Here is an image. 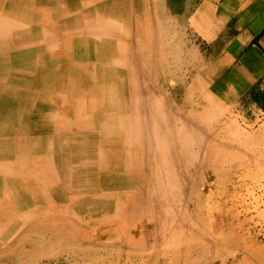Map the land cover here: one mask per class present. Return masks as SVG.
<instances>
[{
    "label": "bare ground",
    "instance_id": "bare-ground-1",
    "mask_svg": "<svg viewBox=\"0 0 264 264\" xmlns=\"http://www.w3.org/2000/svg\"><path fill=\"white\" fill-rule=\"evenodd\" d=\"M113 1L136 8L141 5L145 10L144 1ZM36 4L42 8L34 10ZM6 7L0 12V63L8 57L17 59L20 53L36 58V52L48 68L50 63L52 68L60 63L63 69L72 65L90 71L78 81L79 89L88 92L87 109L92 112L89 117L81 115L82 103L77 100V130L58 146H51L50 139L41 135L50 131L57 105L66 104L64 95L52 98L54 109L42 102L46 99L40 92V104L29 96V133L0 126V221H5L4 226L0 224V239L8 240L5 247L20 249V237L31 233L36 241V232L45 231L54 245L75 250L73 255L80 259L103 252L106 260L116 264H196L203 260L232 264L233 258L225 257L229 249L234 251L229 256H235L249 244L232 206H227L235 199V192L227 188L229 175L214 182L218 173L213 168L226 165L234 169L238 164L220 157L222 152L213 150L206 138L209 130L215 129L212 134L217 136L222 129H216L213 114L201 108L198 114L178 110L181 105L171 95L172 73L164 70L165 64L176 59L177 51L162 52L163 61L148 66L145 51L150 36L144 23L134 24L138 73L127 60L131 51L126 44L131 37L128 14L118 23L93 8L89 0H7ZM14 69L12 80L20 76L25 83L32 80L34 66L27 72ZM1 81L0 108L4 109L2 94L7 90ZM47 87L43 86L46 92ZM94 87L103 90L98 103L90 94ZM54 129L51 139L58 141L59 131ZM224 134L233 140L239 136L233 128ZM65 149L73 164L69 172L61 155ZM53 163L61 167V178L54 176L58 171L51 169ZM26 167L33 172L21 181L12 178L20 176L12 173L13 168L22 172ZM58 183L67 184L57 188ZM18 196L25 197L23 204H6L16 202ZM16 216L30 220L22 218L24 227ZM200 230L203 236L198 239ZM252 256L250 252L246 257L250 260L241 258L236 264L257 263Z\"/></svg>",
    "mask_w": 264,
    "mask_h": 264
},
{
    "label": "rangeland",
    "instance_id": "rangeland-1",
    "mask_svg": "<svg viewBox=\"0 0 264 264\" xmlns=\"http://www.w3.org/2000/svg\"><path fill=\"white\" fill-rule=\"evenodd\" d=\"M89 1L92 2L93 8H98L100 11L102 10L107 18H113L118 23L122 22L121 19L127 14L130 17L128 29L130 28L129 36L131 37L129 39L130 41H126V44L129 45L131 51L127 60L130 62L135 72L139 73L141 67L139 53L136 51L135 43H132V38H134V24L136 25L140 22L144 23L143 26H145L146 34L150 36L148 38L151 42L147 44L148 46L145 51V61L146 63L148 62V66H152L155 61L159 65V61H163V59L161 60L162 52L165 51L166 54H169L171 50L174 52L177 51L176 59L173 61L171 60L170 63L165 65L162 64L164 65L166 73H172L171 77L172 80H174L172 89H176V91L172 90L171 95L175 98L177 103L181 105L178 110L180 112L185 110L196 111L195 113L198 114L201 113L198 111V109L201 108L200 110L207 114H213L212 117L216 119V129H222L217 136L212 134L215 129L212 132L209 130V132L206 133V138L210 140L213 150L222 152L220 157L228 158L230 161L237 162L238 164L237 168L234 169L226 168V165H219L217 168H213L214 172L217 171L218 173L214 177V182L221 179V176L226 175V173L229 175L227 188L235 192V199L231 205L229 203L227 206L228 208L232 206L241 230L245 233L244 240L249 244V246L240 247L235 256H229L230 253L234 254V251L229 249L225 257H232V264H236V261L238 262L241 258L249 259L246 257H248L251 252V256L253 254L254 256L252 257L257 261L255 264H264V108L256 106L248 95L239 97L231 91H225V86L222 83L221 85L218 84L216 60H214L216 58L217 45H207L203 41L201 34L196 30L199 26V24L196 23V21H198L197 16L199 15L198 12L203 0H132V3H142V1H144V11L140 9L141 5L137 6L139 8H136V6L132 5L129 7L127 4L116 3L113 0ZM119 1L121 2L122 0ZM0 2L1 12L7 8V0H0ZM40 8L39 5L36 4L34 10ZM44 8L48 10L49 7ZM25 18L29 20L31 17L25 16ZM25 30L26 29H24V31ZM30 54L20 53L17 59L11 61L8 57L5 58L6 60L3 61L4 63H0L1 82L4 85L3 89L7 90L2 94L6 99V107L4 109L0 108V126L8 125L14 128L17 133L24 130V132L29 133L31 132L32 121L31 116L27 115L29 113V103L27 100L29 96H34L37 101L36 105L43 102L51 109H54L56 105L52 98L59 97V95L63 98L64 95L66 96L67 105H57L58 113L56 118L53 119L54 121L50 124V131L41 135L50 139L49 143L51 146H58L64 143L63 139H67L68 135L75 133L77 130L76 125L79 117V112L76 108L77 100H81L82 103L80 110L81 115L84 117H89L91 115L92 111H89L90 108H88L90 104L87 102L90 101V97L87 95L88 92L79 89L81 83L78 81V78H85L90 71H79L72 65H68L63 69L62 67L60 68V63H56L52 68L50 63L49 66L54 69L53 73H51V68H48L47 63L43 61L42 57L38 56V53L35 52V55L37 54V60L35 56L30 57ZM31 59L33 60V65L30 63ZM30 66L35 67L30 82L25 83V79L22 76L19 77L20 79L18 81L17 79L16 81L15 79L12 80L14 74L13 68L18 71L27 72ZM99 70H101L100 67L98 71L95 70L97 75H99ZM32 83H34V86L30 87L29 85ZM43 86H48L47 88L49 90L47 89L46 92ZM93 90L94 91L90 94L94 95L92 96L94 102L98 103V96L103 90L100 91L97 87H94ZM39 92L43 94L42 96H44L43 98L46 100L42 102L37 100ZM78 95H80L81 98L77 99ZM48 99L52 102L47 101ZM166 108L168 109L167 105ZM212 117L209 116V118ZM167 118L171 119L170 113L167 115ZM69 127H71V129ZM54 128L59 131L61 139L58 141L51 139L55 134ZM63 128L65 129L63 130ZM230 128L236 129L239 133V136L235 140L224 134L226 130ZM221 145H223V147ZM225 153H228V155ZM61 155L66 159V165L64 166L66 169L65 171H72L73 164L69 158L71 156L69 151L65 149ZM247 160L249 161L247 162ZM53 164L51 169L55 171L57 168L58 171L57 175L53 173L54 176L61 178L59 176L61 167L58 166L57 163ZM31 172H33V169L29 167L23 169L22 172L15 171L13 168L12 173L17 175L20 173V176H12V178L16 181H21ZM146 174L148 177L149 171H147ZM66 184L58 183L55 187L65 188ZM48 188L50 189L52 186ZM24 198L23 196H18L14 199L16 202L6 201V204L11 205L15 203L19 206L23 204L22 201H24ZM16 217H18L19 220ZM16 217H14L15 220L19 222L22 218H26V221L30 220V218L27 217ZM14 218L11 220H14ZM31 219H33V217H31ZM4 222L5 221H0V224L2 225ZM227 222H229L228 219ZM20 223L24 227L26 226L23 220ZM8 224L10 223L6 225ZM1 225L0 227L4 226ZM27 228L28 226L26 229ZM36 235L38 239L35 241L31 237V233H26L18 240L21 243V248L13 250L8 249V246L5 247V245L9 243L8 240L0 239V245L4 243V246L0 247V264H116L113 260H106L103 252L96 254L95 258L89 257L80 259L77 255H73L75 250L69 251L54 245V240L47 237V232L37 231ZM201 236H203L202 230H200L199 235L195 237L199 239ZM202 246L204 245L202 244ZM232 248L234 249V247ZM90 252L91 251L88 250L86 254ZM98 259L100 261H98ZM196 264H210V262L203 260L201 263Z\"/></svg>",
    "mask_w": 264,
    "mask_h": 264
},
{
    "label": "crops",
    "instance_id": "crops-1",
    "mask_svg": "<svg viewBox=\"0 0 264 264\" xmlns=\"http://www.w3.org/2000/svg\"><path fill=\"white\" fill-rule=\"evenodd\" d=\"M196 29L216 44L218 84L264 108V0H203Z\"/></svg>",
    "mask_w": 264,
    "mask_h": 264
}]
</instances>
